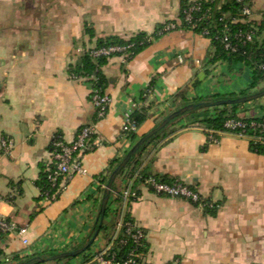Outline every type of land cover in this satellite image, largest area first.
Masks as SVG:
<instances>
[{"label":"crops","instance_id":"1","mask_svg":"<svg viewBox=\"0 0 264 264\" xmlns=\"http://www.w3.org/2000/svg\"><path fill=\"white\" fill-rule=\"evenodd\" d=\"M182 1L0 0V194L20 192L13 202L2 203L0 212L27 228L29 241L24 245L21 237H6L0 264L84 247L94 233L107 185L101 179L109 180L111 162L122 160L183 101L243 97L264 89L263 83L249 90L253 68L230 58L215 61L212 41L182 28ZM250 2L253 19L261 21L264 0ZM170 24L176 30L135 59L124 63L115 56L101 68L111 107L97 121L91 101L97 80L74 73L85 54L100 39L154 35ZM137 112L145 121L132 141L122 127ZM213 115L211 109L200 110L177 120L165 140L142 154L139 170L169 183L185 182L209 207L156 195L146 184L133 189L136 177L117 178L120 190L138 198L119 204L114 194L106 229L86 253L43 264H96L94 257L113 248L121 216L127 214L145 234L140 264H264V155L251 150V139L202 123ZM239 117L264 118V98L243 105ZM87 125L95 132L92 150L81 160L87 173L60 178L59 195L47 201L38 182L55 163L53 143L72 144ZM3 141L13 147L4 150Z\"/></svg>","mask_w":264,"mask_h":264},{"label":"built area","instance_id":"2","mask_svg":"<svg viewBox=\"0 0 264 264\" xmlns=\"http://www.w3.org/2000/svg\"><path fill=\"white\" fill-rule=\"evenodd\" d=\"M206 2H213L214 0H205ZM242 8L241 16L242 19H233L232 23L243 22H253L251 29L248 32H239L235 35L232 34L231 28L228 24L224 25V30L222 34L216 36L215 38L224 47V50L230 53H237L239 48L238 44L242 43L244 45L250 43L261 42L264 39V31L261 32L260 25L253 19L254 10L246 0H236ZM193 5L185 11L184 22L191 31H194L197 27V22H201L203 18L194 17L195 13L201 11V3L199 0L192 2ZM223 21V20H221ZM176 30L175 25H168L164 28L163 33H169ZM201 36L209 37L210 31L205 29L202 31ZM131 46L126 47H110L103 49H93L91 55L93 58L97 59L99 57L112 58L120 57L124 63H128L131 58L130 54ZM264 69V67H263ZM91 101L96 108V120L104 119L110 110L111 100L107 94H105L100 89L94 87L91 94ZM226 132L234 133L241 137H247L256 142H264V119L256 122L253 121L250 124L246 123L243 119H230L225 123ZM248 131L252 132L253 135H248ZM139 132V126L137 122L131 117H128L127 121L122 127L123 136L127 139H131L133 136L137 135ZM95 136L94 127L92 125H87L83 127L77 135L76 140L72 144H66L61 139H58L53 143V158L55 163L54 167L50 170L49 181L52 188L54 189L59 182L60 178L68 177L76 174H86V170L82 164V157L92 150V143ZM2 147L4 150L9 151L13 147L11 141H3ZM144 184H146L150 190L159 196L176 198L181 200H187L195 204L200 209H206L209 204L202 196L195 190H193L190 185L183 181L176 180L172 183L161 182L157 179H148ZM57 192V191H56ZM54 194L45 193L43 196L47 201H52L55 198ZM20 196V192L14 189L9 196H3L0 194V206L4 202H13L15 198ZM138 194L133 191H126L124 193V202L129 203V201L136 200ZM119 233L125 229L126 238L120 241V245L126 247L129 240L132 242V248L128 252L126 258L117 259L115 253L108 252L99 254L95 257L96 264H140L143 253L142 249L145 244V234L144 231L137 227L132 221H125V215L121 216V222L119 223ZM27 234V228L20 227L16 222L7 219L0 212V246L3 240L9 236H18L23 239L24 245H29V241L24 239Z\"/></svg>","mask_w":264,"mask_h":264},{"label":"trees","instance_id":"3","mask_svg":"<svg viewBox=\"0 0 264 264\" xmlns=\"http://www.w3.org/2000/svg\"><path fill=\"white\" fill-rule=\"evenodd\" d=\"M220 1V0H219ZM218 0H214L213 2H206L205 0H199V3H201V11L199 13H195L194 17L197 20L198 18H203L201 22H197V27L193 31L199 35H201L202 31L207 29L210 31V36L205 37L207 39H210L212 43L214 44L217 52H216V60H221L224 58H230V59H235L237 61L245 63L247 66L251 67L254 69V80L253 83L250 86L249 90H254L257 89L261 84L264 83V39L261 42H256V43H250V44H238V52L237 53H230L224 50V47L222 44L217 40L215 37L222 34V31L224 30V25L228 24L231 28L232 34L235 35L236 33L239 32H248L251 29V26L253 22H243L240 21L238 23H232L233 19H242L241 12L242 8L239 4H237L236 0H224L225 4L222 6H219ZM250 6L253 8L251 5L250 0H246ZM193 3H189L186 0L182 1V9H181V14H180V21H181V26L184 29L190 30L189 27L186 26L184 19H185V11L188 10ZM223 20V21H221ZM260 25V30L261 32L264 31V15L262 16V20L257 22ZM165 26L159 27L157 32L154 35H148L146 33H140L128 40L119 38V37H107L104 39H100L97 42L96 45V50L103 49V48H110V47H126V46H131L130 48V54L131 58L130 61L135 59L140 53H142L145 49L150 47L154 41L160 39L163 35L167 33H163ZM191 31V30H190ZM87 33L91 34V31L87 29ZM91 51H88L84 58H83V65L78 68L74 73L80 76H85V77H93L97 80V83L95 85L96 88L100 89L103 91L104 85H105V80L102 76L101 73V68L107 64V61L109 60L108 58L105 57H99L97 59L93 58L91 55ZM129 61V62H130ZM78 77V76H77ZM154 81L151 83V88L154 87ZM104 92V91H103ZM245 93H242L240 96H245ZM239 96L236 95H230V96H215L212 97L211 99L204 100V99H196L192 102L188 101H183V106L189 105V104H197L201 102H214V101H219V100H229V99H235L238 98ZM243 107V105H237V106H223V107H216L211 110L214 111V115L211 116L208 119H205L202 121L203 124H206V126L214 131L217 132H225V123L230 120V119H242L239 117V111ZM204 110H210V109H204ZM200 110H195L193 112L188 113L187 115H192L197 113ZM132 118L137 122L139 128L141 124L145 121V116L142 115V113L137 112L135 113ZM262 119H243L246 123H251L253 121L259 122ZM171 126V125H170ZM169 126V127H170ZM168 127V128H169ZM168 128L156 136H154L152 139H150L146 145L142 148L140 153H138L135 157L132 158V160L128 163L126 168L120 173L118 176V179H121L122 177H125L127 180L132 181L136 177L135 185L133 189L136 187V184H144L148 179L154 178L157 179L158 181L161 182H167L169 183V179L167 177H160V176H153L150 175L149 172L147 171H142L139 173V170L142 166L141 162V156L142 154L147 150V148L157 142L165 140L170 134L168 133ZM174 134V133H172ZM253 135L252 132L248 131V135ZM132 141L137 140V135L133 136ZM58 140V139H57ZM55 140V141H57ZM250 147L251 150L257 154L264 155V142L259 143L256 142L255 140L250 141ZM54 150V147L51 148ZM122 160H114L111 162L110 167H109V174H112V172L115 170V168L121 163ZM54 165H52V168ZM51 168V169H52ZM50 169V170H51ZM50 170H43L41 174V178L38 182V186L41 188L43 196L45 193H50L54 194L57 193V196L59 195V182L58 185L53 189L51 186V183L49 181V174ZM108 177H104L101 179V184L102 186H105L108 182ZM57 191V192H56ZM128 190H120V187L118 186L117 182L114 183L113 189H112V194L111 197L114 194H117L116 202L119 204H122L124 202V193ZM104 192V189H101V193ZM56 196V197H57ZM55 197V198H56ZM131 201H129L130 204ZM110 201L107 206L106 210V217L108 216L110 212ZM125 221H133L130 214H127L125 216ZM98 229L97 221L95 223V228L94 231ZM105 225L101 227V231H105ZM125 229L122 230L119 233V236L117 240L114 242L113 248L110 251V253H115L117 259H124L126 258L128 252L132 248V242L129 240L128 245L126 247H123L120 245V241L125 239ZM145 248V244H144ZM142 249V252L144 250ZM95 258V257H94Z\"/></svg>","mask_w":264,"mask_h":264},{"label":"water","instance_id":"4","mask_svg":"<svg viewBox=\"0 0 264 264\" xmlns=\"http://www.w3.org/2000/svg\"><path fill=\"white\" fill-rule=\"evenodd\" d=\"M264 98V89L253 93L251 95H246L243 97H238L235 99H229V100H219V101H214V102H201L197 104H189L186 106H183L179 108L178 110L174 111L167 117H165L158 125L155 127L152 131H150L148 134L144 135L141 137L133 146V148L126 154V156L122 159L121 163L115 168V170L112 172L107 185L104 188V193H103V198L101 200V205L98 213V218H97V225L98 229L94 231L92 234L90 240L88 243L72 252H67V253H61L57 255H53L50 257H41L37 256L32 259L15 263V264H43L47 262H54V261H59L62 259H70V258H75L78 256H81L82 254L86 253L94 244L95 240L100 234L101 227L104 224L105 218H106V210L107 206L109 204L111 194H112V189L113 185L120 175V173L126 168L128 163L132 160L133 157H135L142 148L146 145V143L152 139L154 136L159 134L160 132L166 130L170 125L174 124L177 120L183 118L185 115H187L190 112H193L195 110H204V109H213L216 107H223V106H237V105H245L254 101H257L259 99Z\"/></svg>","mask_w":264,"mask_h":264}]
</instances>
